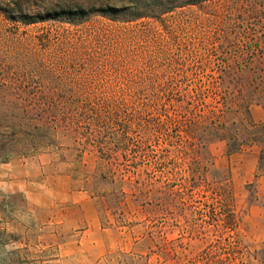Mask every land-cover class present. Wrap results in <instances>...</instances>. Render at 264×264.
Here are the masks:
<instances>
[{
  "label": "rangeland",
  "instance_id": "obj_1",
  "mask_svg": "<svg viewBox=\"0 0 264 264\" xmlns=\"http://www.w3.org/2000/svg\"><path fill=\"white\" fill-rule=\"evenodd\" d=\"M247 1L231 16L219 10L235 1L215 0L133 23L24 26L6 17L15 2L44 15L116 0H0V98H74L84 112L18 128L32 138L16 143L10 122L22 112L0 103V264H264V151L249 171L241 157L264 145V124L250 118L264 104V14ZM226 101L197 186L187 122L213 121Z\"/></svg>",
  "mask_w": 264,
  "mask_h": 264
},
{
  "label": "trees",
  "instance_id": "obj_2",
  "mask_svg": "<svg viewBox=\"0 0 264 264\" xmlns=\"http://www.w3.org/2000/svg\"><path fill=\"white\" fill-rule=\"evenodd\" d=\"M215 0H116L114 4H105L102 2L101 5L91 4L87 5L85 3L72 4V5H63L60 7V10L51 9V12H47L44 15H29L24 12L20 3L15 2L12 11L16 12V15L6 14V17L14 23H20L24 26H32L40 23L46 22H64V16L72 19H85L89 20L92 17L100 16L106 18L113 22L121 23H133L143 19H159L165 15L171 14L178 9H183L187 7H196L202 8L203 6H210ZM231 7H224L222 10H219V13L223 15L231 16L233 15L234 8H237V4L240 9L247 8L242 0H234ZM261 1V2H260ZM247 3L249 1L246 0ZM261 4L259 7L261 10L260 14H264V0H258ZM244 4V5H241ZM10 8V5H8ZM254 12L256 6L253 7ZM238 10V9H237ZM215 17L217 16L216 12L213 13ZM259 16V14H257ZM228 18V17H227ZM231 19V18H228ZM74 21L70 20L65 23L71 25H77L73 23ZM256 22V21H255ZM247 24L251 26H257L253 21H247ZM2 92H5V89H1ZM238 93H241L238 90ZM3 102L12 106L13 109H18L22 112V116H17L10 123H12L11 129L14 130V141L16 143L29 142V138H32L31 135L24 134L17 129L22 128L29 131L38 130L41 131L46 128L53 122L57 125L62 122L65 124H70L71 119H67L64 115V118L60 119V110L71 111L75 115H82L84 112L81 111L82 103L81 100L74 98H15V99H6L1 97L0 103ZM111 107H115L116 104L112 101H107ZM0 108V110L3 108ZM183 105V103H181ZM236 105V104H235ZM239 108L241 105H236ZM239 106V107H238ZM232 106L225 102L223 109L219 117L212 121L209 115H200L194 116L191 114V119L187 122L186 125V134L189 141L187 145L188 155L191 159L192 164H190V174L192 179L197 186H200L199 183H202L207 180V174L209 170L210 159L206 157L204 151L208 144L212 141V138L218 134L219 129L224 126V113L230 109ZM83 116V115H82ZM95 118H99V115H96ZM93 119V120H94ZM100 119V118H99ZM36 146L35 142L28 144L29 148H34ZM220 201L227 199V196L224 194L217 195ZM230 197V196H229ZM229 221L232 224L235 223L230 229L233 231L236 227L237 216L233 211L228 212Z\"/></svg>",
  "mask_w": 264,
  "mask_h": 264
},
{
  "label": "crops",
  "instance_id": "obj_3",
  "mask_svg": "<svg viewBox=\"0 0 264 264\" xmlns=\"http://www.w3.org/2000/svg\"><path fill=\"white\" fill-rule=\"evenodd\" d=\"M250 118L251 120H255L256 122L264 124V104L252 105L250 107ZM262 151H264V145L257 144V143L251 145V148L248 151H242L241 157L244 159V163H245L244 170L249 171V168L247 166L248 158L252 159L255 155H257L258 156L257 160H258ZM252 175H254V173H252ZM245 183L250 184V181L248 178H245ZM256 191H257V195L260 197L259 198L260 201L264 203V175H261L257 178ZM257 211H259L260 213H264V205L260 204L257 207ZM258 227L259 228L264 227V219H262V221L258 223Z\"/></svg>",
  "mask_w": 264,
  "mask_h": 264
}]
</instances>
